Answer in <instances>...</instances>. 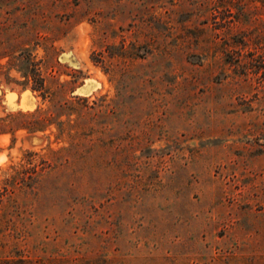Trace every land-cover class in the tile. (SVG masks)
<instances>
[{"label":"rangeland","instance_id":"1","mask_svg":"<svg viewBox=\"0 0 264 264\" xmlns=\"http://www.w3.org/2000/svg\"><path fill=\"white\" fill-rule=\"evenodd\" d=\"M0 260L264 264V0H0Z\"/></svg>","mask_w":264,"mask_h":264},{"label":"trees","instance_id":"2","mask_svg":"<svg viewBox=\"0 0 264 264\" xmlns=\"http://www.w3.org/2000/svg\"><path fill=\"white\" fill-rule=\"evenodd\" d=\"M23 263V262H22ZM0 264H17L16 262L9 260V261H1L0 260Z\"/></svg>","mask_w":264,"mask_h":264}]
</instances>
